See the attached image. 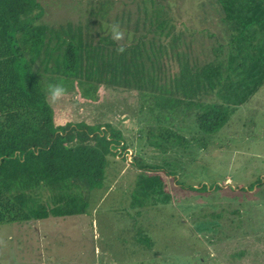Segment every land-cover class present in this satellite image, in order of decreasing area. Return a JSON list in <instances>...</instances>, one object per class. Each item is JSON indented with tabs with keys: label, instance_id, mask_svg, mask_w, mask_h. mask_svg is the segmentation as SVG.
Masks as SVG:
<instances>
[{
	"label": "trees",
	"instance_id": "trees-1",
	"mask_svg": "<svg viewBox=\"0 0 264 264\" xmlns=\"http://www.w3.org/2000/svg\"><path fill=\"white\" fill-rule=\"evenodd\" d=\"M138 1L133 21V12L121 11L113 20L54 27L42 20L48 3L0 0V225L84 215L92 191L117 181L131 190L138 184L153 205L160 198L163 177L149 172L161 167L138 158L126 166L124 130L111 123L55 122L49 84H62L86 104L106 89L134 91L155 99L160 113L193 116L202 140L264 86V0H185L181 7ZM205 1L210 15L195 17ZM113 23L134 34L123 54L104 34L103 24ZM204 40L211 41L205 48ZM159 130L165 142L177 135L166 125ZM174 174L164 172L165 181Z\"/></svg>",
	"mask_w": 264,
	"mask_h": 264
},
{
	"label": "rangeland",
	"instance_id": "rangeland-1",
	"mask_svg": "<svg viewBox=\"0 0 264 264\" xmlns=\"http://www.w3.org/2000/svg\"><path fill=\"white\" fill-rule=\"evenodd\" d=\"M39 1L48 3L43 22L54 27L88 18L93 22L95 16L113 20L121 11L133 12V21L140 5L138 0ZM174 1L178 7L185 2ZM207 2L195 17L210 15ZM176 15L183 17V11L177 9ZM99 26L94 23L92 31H99ZM212 27L220 33V27ZM128 31H133L132 26ZM210 43L204 40V48ZM194 46L198 48V43ZM50 103L57 123H111L123 129L126 166L138 158L148 167H161L149 172L163 177L156 190L160 198L153 205L141 186L133 184L131 190L117 181L109 190L92 191L84 215L0 225V264H47L50 250L68 260L87 252L88 258L75 260L98 264L93 241L96 234L104 233L115 251L122 252L123 242L128 238L130 243L133 234L136 248L131 249L139 251L140 245L151 253L146 260L116 259L115 264H264V86L237 107L211 140H202L193 116L178 110L160 113L155 99L144 101L134 91L106 89L96 103L79 101L76 94ZM164 125L177 134L167 142L158 139ZM167 171L175 176L165 181ZM132 181V175L126 178ZM117 215L126 219L119 231L111 226Z\"/></svg>",
	"mask_w": 264,
	"mask_h": 264
},
{
	"label": "crops",
	"instance_id": "crops-1",
	"mask_svg": "<svg viewBox=\"0 0 264 264\" xmlns=\"http://www.w3.org/2000/svg\"><path fill=\"white\" fill-rule=\"evenodd\" d=\"M65 121L62 122H58L60 124H63ZM49 218H53V219H59V218H65V217H59V218H54V217H48L44 220L41 221H34L38 223H41L42 221H45ZM118 218V219H117ZM128 219V218H127ZM126 219H122L119 218V215L116 216L115 219L111 220V226L113 227V229H116L117 227V231H119V224L120 222H124ZM127 226L130 224V221L128 220V222H126ZM113 232H117V231ZM96 240L93 241V246H94V250L93 252V257L95 258V260H98V264H115L116 263V259H125V262H138L141 259H145L147 257H151V253H145L148 250L145 247H141L140 245H138L139 247V251L134 250L135 244H134V240H133V234L131 236V238H129L130 243H128V238L127 241L125 240L123 242V246H122V252H118L113 250L114 245H111L107 239H106V233L103 234V236H99V234L95 235ZM136 241V240H135ZM136 243H138V241H136ZM134 246V248L131 249V247ZM49 254H46V258H45V262L47 264H87V262H79L75 259L77 258H88L87 256V252H81L80 253V257H73L71 260H68L66 258H64L63 256H59L58 254H56L55 250H50Z\"/></svg>",
	"mask_w": 264,
	"mask_h": 264
},
{
	"label": "clouds",
	"instance_id": "clouds-1",
	"mask_svg": "<svg viewBox=\"0 0 264 264\" xmlns=\"http://www.w3.org/2000/svg\"><path fill=\"white\" fill-rule=\"evenodd\" d=\"M104 34L109 35L111 40L117 43L116 52L117 54H123L126 52L127 47L131 46V42L134 38L133 33H127L122 30L119 23L113 24H103ZM127 35L128 43L125 45L121 43L125 40V36ZM66 95V89L62 84H49L47 88V99L56 103L60 101Z\"/></svg>",
	"mask_w": 264,
	"mask_h": 264
}]
</instances>
